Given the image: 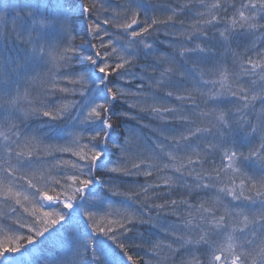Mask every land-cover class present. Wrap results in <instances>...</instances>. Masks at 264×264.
Listing matches in <instances>:
<instances>
[{"label": "snow or ice", "instance_id": "1", "mask_svg": "<svg viewBox=\"0 0 264 264\" xmlns=\"http://www.w3.org/2000/svg\"><path fill=\"white\" fill-rule=\"evenodd\" d=\"M24 229L0 264H264V0H0V231Z\"/></svg>", "mask_w": 264, "mask_h": 264}, {"label": "trees", "instance_id": "2", "mask_svg": "<svg viewBox=\"0 0 264 264\" xmlns=\"http://www.w3.org/2000/svg\"><path fill=\"white\" fill-rule=\"evenodd\" d=\"M112 2H113V6H115L116 3H122L123 0H112ZM152 2L154 4H167V3L170 2V0H152ZM172 2H175V0H172ZM82 28H83V24L79 25L77 31H80ZM159 39L161 41H165V44H162L161 46L162 47H166V41L168 39H170V38H167V37H164L163 35H161L159 37ZM81 43H82V40L78 36L77 39L75 40V44L76 45H80ZM135 99H136L135 97H129V100H135ZM124 107L126 108L127 105H125ZM130 111H132L133 114H135L137 110L132 109ZM142 115H145L143 123H149V120H148L146 114H142ZM132 123H135V121H132ZM143 134L146 137H152V133H151L150 129H147V128L143 129ZM67 158L75 159L74 157H67ZM217 162H219V161L217 160ZM148 179L151 181V180L154 179V177H149ZM139 182L140 183H144L145 182V178L143 176L139 177ZM101 191L103 193H107L109 196L111 195L110 193L107 192L106 188L102 189ZM111 199L113 201H121L124 198L123 197H111ZM129 203H131V201H129ZM25 206L31 207V205L27 204V202H25ZM133 207L136 208V207H139V205L138 204H133ZM21 212H23V209H21ZM24 215L27 216L26 213ZM28 219H31V217H28ZM171 219H174V218H171ZM141 230L145 232V237L146 238L151 236L153 239L162 240L164 242H168V241H170L172 239L171 237H166L163 232L159 231L158 228H151V227L145 226ZM21 234H26V229L21 230L20 233H13V232H9V231H6V230L0 231V243L5 244L6 246L9 245V244L15 245L16 243H20L22 245H26L27 244L26 240H19L18 241V240L15 239L16 236H19ZM137 253L139 255H142V256L145 255L144 251L142 249L134 250L133 254L135 255ZM148 258H149L148 256H145V259H148ZM36 261H37V258L34 257V256H26L25 257V264H36Z\"/></svg>", "mask_w": 264, "mask_h": 264}, {"label": "rangeland", "instance_id": "3", "mask_svg": "<svg viewBox=\"0 0 264 264\" xmlns=\"http://www.w3.org/2000/svg\"><path fill=\"white\" fill-rule=\"evenodd\" d=\"M66 211V210H65Z\"/></svg>", "mask_w": 264, "mask_h": 264}]
</instances>
